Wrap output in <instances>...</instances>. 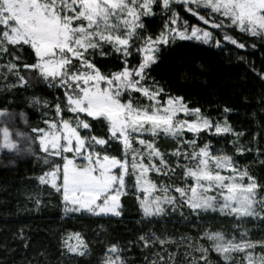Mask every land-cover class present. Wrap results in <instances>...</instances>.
<instances>
[{"label": "snow or ice", "instance_id": "6c2138e0", "mask_svg": "<svg viewBox=\"0 0 264 264\" xmlns=\"http://www.w3.org/2000/svg\"><path fill=\"white\" fill-rule=\"evenodd\" d=\"M173 2L180 3L205 24L209 21L201 10L218 14L229 20L230 26L239 27L241 32L264 39V0H0V55L15 57L0 68L6 69L5 77H16L11 87L29 85V79L20 71L22 65L26 72L32 74L30 78L33 81L38 73L49 87L65 90L63 98L58 97L54 102L52 118L43 120L47 127H33L31 131L35 136H26L23 132L14 134L27 140H39L41 150L47 154L45 164L51 163L50 171L39 180L50 184L57 192L62 189L65 212L86 211L93 215L120 216L121 196L128 194L126 177L135 175V187L144 193L143 198L137 196L144 216L162 214L165 211L162 204L175 205L177 198L168 194L167 187L159 189L163 196H152L157 186L148 179L147 173L150 170L163 172L168 161L155 141L142 138L143 134L150 132L156 137L163 132L166 136L179 138L186 130L198 138L201 132H210L213 128L217 135L233 132L227 118L223 123L213 121L200 108L186 105L183 97L169 95L165 101L164 89L155 80L151 85L147 84L148 70L156 62L161 45L168 44L176 36L203 43L213 39L212 32L189 26L187 20L183 30L172 27L180 18L171 7ZM154 4H162L163 10L171 12V16L159 35L145 36L141 17L154 14ZM213 27L223 29L224 20L213 21ZM224 39L239 48L246 47L245 43L226 32ZM136 41H141L139 46ZM216 43L219 46L220 41ZM105 45L110 46L114 53H122L121 70L105 74L93 59H89L97 51L108 55ZM25 46L34 52L35 62H28L17 55L25 50ZM132 47L141 56L135 65L129 60L133 56ZM257 74L264 78V72ZM133 92H140L149 104L137 103ZM32 103L42 106L45 117L51 114L47 99L34 97ZM46 109L48 111H44ZM65 110L74 115L64 118ZM230 111L224 108L225 113ZM5 113L6 109L0 111V116ZM20 116L24 117V113ZM87 117L93 118L95 124ZM97 130L105 132V135L95 134ZM0 136V147L19 151L9 127L0 128ZM115 141L123 144L120 158L108 154V148L114 146ZM134 142L141 147H133ZM183 142L193 148L190 154H183L184 158L195 161V165L178 166L184 167L185 177H191L195 183L190 186L191 195L187 187H176L175 191L180 193V198L194 214L199 216L209 209L216 211L219 206L222 213L237 217L264 216V197L258 201L256 191L264 189V186L258 184L254 176L247 170L237 169L231 156L213 154L210 144L199 147L196 139ZM198 147L197 152L195 149ZM237 151L243 149L238 148ZM67 153H72V158ZM181 154L179 150L173 153L177 157ZM48 156L60 157L62 166L60 161L50 162ZM156 157L160 160L159 165L153 163ZM224 169L232 174L222 175L221 170ZM245 178L248 183H245ZM58 179H62V183L58 184ZM213 189L218 190L223 203L217 196L208 195ZM74 235L77 244L68 245L69 251L84 255L87 245L79 233ZM205 235L226 264H264V239H245L246 233H242L239 240L235 236L226 239L220 232ZM140 240L145 246L150 243L144 236ZM159 242L165 243L162 239ZM197 250L200 256H194L188 264H211L210 249L199 247ZM233 254H239V259ZM103 264H124L119 245L112 244L108 248Z\"/></svg>", "mask_w": 264, "mask_h": 264}, {"label": "trees", "instance_id": "16d2710c", "mask_svg": "<svg viewBox=\"0 0 264 264\" xmlns=\"http://www.w3.org/2000/svg\"><path fill=\"white\" fill-rule=\"evenodd\" d=\"M171 7L179 14L178 23L184 24L187 20L189 26L208 28L181 4ZM153 13L141 17L145 36L159 35L171 16L162 5L154 4ZM201 14L208 19L205 10H201ZM212 33L213 39L208 43L191 39L161 46L156 62L148 70L147 81L155 80L164 89L165 96L183 97L190 108H200L213 121L227 118L233 131L241 134L238 142L232 135L217 136L205 131L198 138L189 134L185 137L196 139L199 147L210 144L212 152L231 156L264 186V78L257 74L264 72V39L235 28L228 29V35L245 43L246 47L239 48L225 40L218 30H212ZM135 43L139 46L141 41ZM105 51L109 54L96 53L89 59H93L105 74L121 70L122 55L112 52L110 47H105ZM131 51L133 56L129 60L135 65L141 58L135 47ZM17 55L35 62V54L28 46ZM14 58L0 55V65H6ZM20 71L29 79L27 87H11L16 77H5L6 69L0 68V111L6 109L5 115L0 116V128L9 127L19 149L0 147V264H103L112 244L119 245L124 264H188L194 256L199 257L197 248L207 245L202 235L223 225L226 219L197 217L185 207L168 217L144 219L133 192L122 197L119 217L86 213L63 216L59 195L35 182L38 176L50 171L51 163L44 162L47 154L42 152L37 140L15 137L14 134L23 132L26 136H35L31 131L33 127H45L41 113L30 105L31 98L39 97L54 103L58 97L63 98L64 90L49 87L38 73L33 81L32 74L22 65ZM225 107L231 111L225 113ZM20 113H24V117ZM62 115L64 118L73 116L66 110ZM87 119L95 124L93 118ZM95 134L104 136L105 132L97 130ZM176 143V140L162 138L157 146L166 153L175 148ZM238 148L243 151H237ZM108 154L121 157V144L115 141L114 146L108 148ZM47 158L50 162L61 163L56 157ZM182 174L181 170L176 171L168 180L176 184L183 180ZM258 193L264 196V189L258 188ZM243 226L253 240L264 239V216L259 221L243 223ZM70 233H79L84 240L87 245L84 255L66 253L63 241ZM141 236L150 241L148 246L140 240ZM161 239L164 244L159 242ZM209 249L211 264H226Z\"/></svg>", "mask_w": 264, "mask_h": 264}, {"label": "rangeland", "instance_id": "374dc122", "mask_svg": "<svg viewBox=\"0 0 264 264\" xmlns=\"http://www.w3.org/2000/svg\"><path fill=\"white\" fill-rule=\"evenodd\" d=\"M173 4H180V3H176V2H173ZM162 5V4H161ZM190 13V12H189ZM192 14V13H190ZM151 15V14H150ZM197 19L198 17L195 16ZM201 23H203V25L207 26L208 28L205 29V28H202L204 30H207V31H210L212 32V30H218L219 32L222 33V35L224 36V33L226 32L227 33V30L228 29H231V28H235L237 31L241 32L239 27H236V26H230L231 25V22L227 19H225L224 17L222 16H219L218 14H209L208 15V23L205 24L204 21L198 19ZM220 20H224V24H225V27L223 29H220V28H215L213 27V21H216V22H219ZM172 27H176V28H179L180 30H183L184 28V24L183 23H178L176 25H172ZM201 28V27H200ZM139 31V30H138ZM244 33V32H242ZM189 34H190V28H189ZM228 34V33H227ZM245 34H248L250 36H252L251 34L249 33H245ZM256 37H259V36H256ZM177 40H191V39H180L179 36H176V38L172 41H170L168 44L174 42V41H177ZM195 40V39H194ZM131 43V42H130ZM168 44H164V45H161V46H165V45H168ZM160 46V47H161ZM104 47H110L108 45H105ZM96 53L100 54L99 51H97ZM120 55H122V53H118ZM140 55V54H139ZM141 58V56H140ZM153 82L151 81H147V84L151 85ZM102 86H104L102 84ZM63 89V88H62ZM64 90V89H63ZM65 91V90H64ZM132 96L137 98L136 102L139 103L140 105H148L149 104V100L144 97L140 92H133L132 93ZM168 98V96H165V93H164V100L166 101ZM66 99V98H65ZM43 100V99H41ZM33 101V98L30 99V105L35 107L42 115L43 117V120L44 119H51L52 118V114L55 113V104L53 102H50L49 103V109H50V112L51 114L47 117H45L43 114H42V106H39V105H33L32 103ZM123 102H127L126 100H123ZM65 103H66V100H65ZM186 104V103H185ZM187 105V104H186ZM44 111H48V109L44 110ZM74 115V114H73ZM81 115H85L86 114H81ZM180 117H183V113H180ZM225 119L219 121L220 123H223ZM74 123V121H73ZM45 127H47V125H45ZM81 131H83V129H81ZM204 132V131H203ZM205 132H208L210 134H214V135H217L215 133V129L213 128L210 132L205 130ZM185 134H189V135H192V136H195L193 133L191 132H187L185 130V133L183 136L177 138V137H172L170 135H165L163 132H160L158 136L156 137H153L152 134L150 132H145L142 136V138L144 139H147V140H154L155 141V144L157 146V143L160 139L162 138H165V139H173V140H176L177 143H176V147L175 148H171V149H168L166 153H163L160 149V151L164 154V158L166 161H168V166L165 167V170L163 172H156L154 170H150L148 173H147V177L148 179L154 183L156 186H157V191H154L152 193V196H156V195H160V196H163L164 193L162 191H159V189H162L164 187H167L168 188V194L171 195V196H174L177 198V202L175 203V205H172V204H168V203H163L162 204V207L165 209V211L162 213V214H159V215H153V216H149V217H146L144 216L143 214V211L142 209L140 208V200L137 199V196H140L141 198H143L144 196V193L142 191H138L137 188L135 187V184H136V178H135V175H131L129 177H126V183H127V193H130V192H133L134 196L136 197L137 199V203H138V207L140 209V212H141V216L144 218V219H159V218H164V217H168L170 215H173V214H176V213H180V209L182 207H185L187 208L189 211L192 212V210L188 207V205L186 203L183 202V200L180 198V193L176 192L175 189L176 187H187L188 188V194L191 195V188L190 186L192 184L195 183V181L191 178V177H185L184 173H185V168L184 167H181V166H178V165H188V166H194L195 165V161H192V160H189V159H185L184 158V153H191L193 151V148L192 146L184 143L183 141H187L189 139H187L185 137ZM228 135H232L236 141L238 142V139H239V136H237L236 132H231V133H226ZM226 134H219L217 136H223V135H226ZM38 143H39V140L37 139ZM120 144H121V147H122V154H123V144L118 141ZM238 144V143H237ZM97 147H100V146H97ZM133 147L135 148H140L141 146L134 142L133 143ZM158 147V146H157ZM203 147V146H202ZM176 150H179L182 154L180 157H177L175 155H173V153L176 151ZM195 151H199V147L195 149ZM212 151V150H211ZM43 152V151H42ZM241 152V151H239ZM213 154H216V155H224L223 153H220V152H212ZM121 154V156H122ZM66 155L69 156V158H72V153H67ZM58 159H60V157H56ZM120 158V157H118ZM131 159V157H129V160ZM61 160V159H60ZM80 160L77 159V163H79ZM145 164L148 163V160H147V157L145 156V160H144ZM234 162V161H233ZM62 163L63 161L61 160V166H62ZM153 163L159 165L160 163V160L158 157L154 158L153 160ZM235 167L237 169H239L240 171H243V170H247L244 166L242 165H239L237 163H235ZM164 167V166H162ZM214 167V165H213ZM171 169V170H169ZM179 170H181L183 172L182 176H183V180H179V182H177L176 184L172 181V180H168L170 178V176H172V174H175L176 171L178 172ZM115 171V170H114ZM221 174L222 175H231L232 173L229 171V170H221ZM42 176V175H41ZM39 177L38 176L36 179H35V182L36 184L39 186V187H48L50 189H52L55 193H57L60 197V211L61 213L63 214V216L67 217V216H71V215H76V214H79V213H86V214H89V215H92V216H112V217H119V216H114L112 214H100V215H93L91 213H88L86 211H81V212H65V205H64V201H63V197H62V189L60 192H57L54 188H52V186L48 183H41L40 180H39ZM249 181H247V178H245V183H248ZM58 184L62 183V179H58L57 181ZM257 193H258V189H256ZM127 195V194H126ZM208 195H211V196H217L218 200L220 203H223V200L221 197L218 196V190L217 189H213L212 191H210L208 193ZM125 196V195H122L121 196V199L122 197ZM37 197V196H36ZM36 197H34V199H36ZM262 197L264 196H261L259 193H258V196H257V200L259 201ZM38 198V197H37ZM39 199V198H38ZM41 199V198H40ZM39 199V200H40ZM38 200L37 203H39L40 201ZM257 207V210H259V204L256 205ZM192 214H194L192 212ZM195 216H197L196 214H194ZM200 217H210V216H217L219 218H222V219H226V223H224L223 225H220L216 228H213L212 231H208V232H220V233H223L224 236L226 237V239H232L234 236L237 238V240L240 239L241 237V234L242 233H246V236L244 237L245 239H254V238H250V236L248 235V233L246 232V229L245 227L243 226V223H248L249 221L253 220V221H259L263 218V216H249V217H237L235 216L234 214H227V213H222L220 210H219V206H217V210L216 211H212L211 209H209L208 211L206 212H201ZM197 216V217H199ZM206 232V233H208ZM76 233H70L68 235L65 236L64 238V241H63V244H64V249L66 251V253L68 255H73V256H78L80 255L79 252H71L69 251V248H68V245H76L77 244V240L75 239V235ZM204 236V239H206V243L207 245L205 246H202L200 245L199 247H206V248H211L216 254H218L213 248H212V242L209 241L207 238H206V235H202ZM81 237V236H80ZM82 238V237H81ZM84 241V240H83ZM67 242V243H66ZM85 243V242H84ZM87 251V249H86ZM85 251V253H86ZM259 250L257 249V254H258ZM222 259L223 257L218 254ZM237 257V260L239 259V254H233ZM224 260V259H223ZM225 261V260H224Z\"/></svg>", "mask_w": 264, "mask_h": 264}]
</instances>
